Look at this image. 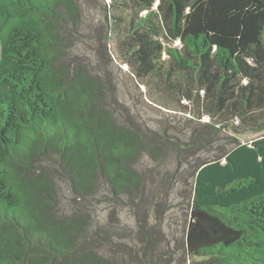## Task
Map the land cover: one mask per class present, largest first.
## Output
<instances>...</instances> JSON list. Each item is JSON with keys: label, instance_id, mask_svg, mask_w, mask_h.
I'll return each mask as SVG.
<instances>
[{"label": "trees", "instance_id": "trees-1", "mask_svg": "<svg viewBox=\"0 0 264 264\" xmlns=\"http://www.w3.org/2000/svg\"><path fill=\"white\" fill-rule=\"evenodd\" d=\"M107 2L112 50L151 102H191L208 129L264 126V0ZM74 3L0 0V264H111L86 202L139 206L149 192L134 163L156 136L120 123L100 82L61 61ZM40 153L58 168H31ZM188 212L184 246L198 264H264V135L201 162Z\"/></svg>", "mask_w": 264, "mask_h": 264}, {"label": "rangeland", "instance_id": "rangeland-1", "mask_svg": "<svg viewBox=\"0 0 264 264\" xmlns=\"http://www.w3.org/2000/svg\"><path fill=\"white\" fill-rule=\"evenodd\" d=\"M107 1L74 0L75 15L64 22L69 31L64 32L61 61L73 75L82 73L100 82V104L120 123L142 128L156 139L134 163L139 170L147 168L144 183L149 192L145 199L137 198L139 206L126 196L110 203L99 195L86 202L89 213L86 208L81 213L94 216L103 233L94 247L109 256L111 264H198L204 258L186 253L183 235L197 170L203 160L264 135V126L236 130L229 124L208 129L209 115H200L191 102L186 112L151 102L130 67L122 62L124 58L112 50L117 47V36L110 32L112 17L105 8ZM176 41L168 40L179 44ZM43 165L58 168L44 153L36 154L31 168ZM61 181L69 190L62 177ZM78 206L83 207L78 204L69 214L77 215ZM103 228L107 233H119L113 234L112 241L105 238ZM149 233L152 236L145 237Z\"/></svg>", "mask_w": 264, "mask_h": 264}, {"label": "crops", "instance_id": "crops-1", "mask_svg": "<svg viewBox=\"0 0 264 264\" xmlns=\"http://www.w3.org/2000/svg\"><path fill=\"white\" fill-rule=\"evenodd\" d=\"M160 2V0H156V2H155V5L154 6H156L158 3Z\"/></svg>", "mask_w": 264, "mask_h": 264}]
</instances>
